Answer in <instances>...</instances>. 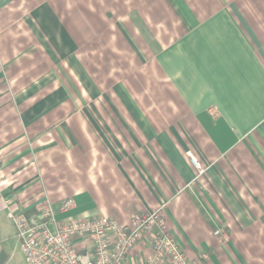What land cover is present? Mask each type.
Returning a JSON list of instances; mask_svg holds the SVG:
<instances>
[{
	"label": "crops",
	"instance_id": "1",
	"mask_svg": "<svg viewBox=\"0 0 264 264\" xmlns=\"http://www.w3.org/2000/svg\"><path fill=\"white\" fill-rule=\"evenodd\" d=\"M47 199L163 207L192 264H264V0H0L3 264Z\"/></svg>",
	"mask_w": 264,
	"mask_h": 264
},
{
	"label": "built area",
	"instance_id": "2",
	"mask_svg": "<svg viewBox=\"0 0 264 264\" xmlns=\"http://www.w3.org/2000/svg\"><path fill=\"white\" fill-rule=\"evenodd\" d=\"M191 160L202 173L199 160L194 155ZM74 206V199L68 198L59 209ZM9 217L21 239L25 264H128L140 246L148 251L141 252L139 264H192L169 230L163 207L132 214L129 225L111 216L62 221L48 199L36 215L11 211ZM77 240L85 241L88 249H79Z\"/></svg>",
	"mask_w": 264,
	"mask_h": 264
},
{
	"label": "water",
	"instance_id": "3",
	"mask_svg": "<svg viewBox=\"0 0 264 264\" xmlns=\"http://www.w3.org/2000/svg\"><path fill=\"white\" fill-rule=\"evenodd\" d=\"M7 256L3 249H0V264H3L6 260Z\"/></svg>",
	"mask_w": 264,
	"mask_h": 264
},
{
	"label": "rangeland",
	"instance_id": "4",
	"mask_svg": "<svg viewBox=\"0 0 264 264\" xmlns=\"http://www.w3.org/2000/svg\"><path fill=\"white\" fill-rule=\"evenodd\" d=\"M22 248V247H21ZM4 250V252H5V254H6V256H7V252L5 251V249H3ZM22 251H23V248H22ZM23 253H24V251H23ZM25 255V254H24Z\"/></svg>",
	"mask_w": 264,
	"mask_h": 264
}]
</instances>
